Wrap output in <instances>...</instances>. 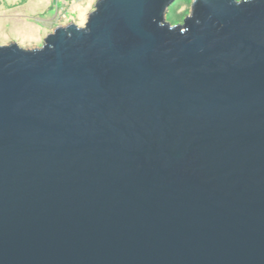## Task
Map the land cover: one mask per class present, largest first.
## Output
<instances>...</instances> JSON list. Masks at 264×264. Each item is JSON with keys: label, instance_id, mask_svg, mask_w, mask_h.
<instances>
[{"label": "water", "instance_id": "1", "mask_svg": "<svg viewBox=\"0 0 264 264\" xmlns=\"http://www.w3.org/2000/svg\"><path fill=\"white\" fill-rule=\"evenodd\" d=\"M173 2L0 45V264H264V0Z\"/></svg>", "mask_w": 264, "mask_h": 264}, {"label": "rangeland", "instance_id": "2", "mask_svg": "<svg viewBox=\"0 0 264 264\" xmlns=\"http://www.w3.org/2000/svg\"><path fill=\"white\" fill-rule=\"evenodd\" d=\"M98 0H0V45L18 44L24 49L41 48L45 38L58 27L76 24L83 27ZM241 1V0H237ZM188 0H174L166 21L191 15ZM185 10L188 14L184 15ZM175 24V25H179Z\"/></svg>", "mask_w": 264, "mask_h": 264}, {"label": "clouds", "instance_id": "3", "mask_svg": "<svg viewBox=\"0 0 264 264\" xmlns=\"http://www.w3.org/2000/svg\"><path fill=\"white\" fill-rule=\"evenodd\" d=\"M194 2H195V0H188V3H194ZM187 14H188V12H187V10H185L184 15H187ZM167 19H171L172 24L175 25V24H179V23L182 22L183 16L178 17V18L167 17ZM185 30H186V29H184V28H181V29H180L181 32H183V31H185Z\"/></svg>", "mask_w": 264, "mask_h": 264}]
</instances>
